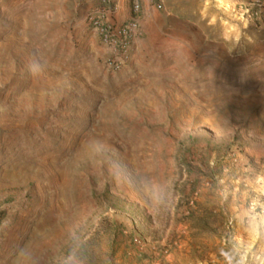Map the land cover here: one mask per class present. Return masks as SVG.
<instances>
[{
	"label": "rangeland",
	"instance_id": "374dc122",
	"mask_svg": "<svg viewBox=\"0 0 264 264\" xmlns=\"http://www.w3.org/2000/svg\"><path fill=\"white\" fill-rule=\"evenodd\" d=\"M92 1L0 0L1 261L264 264L251 0H137L118 73L82 22Z\"/></svg>",
	"mask_w": 264,
	"mask_h": 264
},
{
	"label": "built area",
	"instance_id": "2783aa9c",
	"mask_svg": "<svg viewBox=\"0 0 264 264\" xmlns=\"http://www.w3.org/2000/svg\"><path fill=\"white\" fill-rule=\"evenodd\" d=\"M160 8V0H155ZM250 10L256 19L264 21V0H251ZM131 16L118 23L114 15L118 9L115 0H102L92 6L82 22L107 50L103 65L109 73H118L129 63L133 43L144 37V32L135 16L139 10L137 0L130 1Z\"/></svg>",
	"mask_w": 264,
	"mask_h": 264
},
{
	"label": "crops",
	"instance_id": "0c3cea01",
	"mask_svg": "<svg viewBox=\"0 0 264 264\" xmlns=\"http://www.w3.org/2000/svg\"><path fill=\"white\" fill-rule=\"evenodd\" d=\"M100 1H102V0H93L91 2L89 9L92 6H94L95 4L99 3ZM115 1L117 3L118 9L116 11V14L114 15V20L118 23L124 22L127 19H129V17L131 16V6H130L131 0H115ZM139 2L141 4L142 8L144 9V8H147L149 6L150 1L149 0H139ZM140 40H137L133 43L132 50H131V57L133 56V52L135 50V46H136L137 42H139ZM1 259H2V254L0 251V264H7V263H3L1 261Z\"/></svg>",
	"mask_w": 264,
	"mask_h": 264
}]
</instances>
